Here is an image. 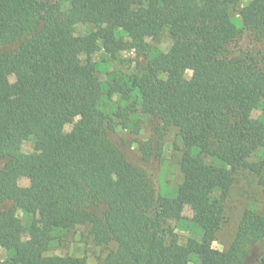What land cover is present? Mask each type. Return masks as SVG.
Masks as SVG:
<instances>
[{
	"label": "trees",
	"instance_id": "trees-1",
	"mask_svg": "<svg viewBox=\"0 0 264 264\" xmlns=\"http://www.w3.org/2000/svg\"><path fill=\"white\" fill-rule=\"evenodd\" d=\"M240 1L0 0V247L10 264H88L45 255L53 231L77 226L97 243L117 245L97 264H189L193 257L264 264V211H245L228 249L211 248L236 174H254L264 189V158L252 159L264 156V120L252 117L264 106V49L260 58L231 55L239 33L231 12ZM240 14L264 41V0H251ZM77 25L94 28L80 37ZM117 29L126 35L118 39ZM148 35L170 39V71ZM98 41L112 57L134 50L141 72L114 78L105 92L89 59ZM135 92L142 113L161 124L139 156L102 108L106 96L127 101ZM65 125H72L68 134ZM171 126L183 146L182 183L163 198L157 164ZM28 138L43 152L23 154ZM185 207L202 237L180 243L165 221L180 219ZM23 209L34 216L26 228L17 216Z\"/></svg>",
	"mask_w": 264,
	"mask_h": 264
},
{
	"label": "rangeland",
	"instance_id": "rangeland-1",
	"mask_svg": "<svg viewBox=\"0 0 264 264\" xmlns=\"http://www.w3.org/2000/svg\"><path fill=\"white\" fill-rule=\"evenodd\" d=\"M251 0H247L246 6ZM241 0L231 12V21L234 23L239 17V26L234 23L239 31L235 41L231 46V55H252L260 58L264 49V41L255 33L253 27L246 21L245 17L240 14ZM94 27L89 25H77L75 34L83 37L87 35ZM148 43L155 47L162 55L161 64L164 71H170L171 67L166 54L170 47V39L164 35L159 41L152 40L148 35L145 38ZM101 43L94 53L90 54V61L94 62L97 69V76L103 84H111L114 78H122L134 73L141 72L143 63L142 58L137 55L134 50H125L112 57L108 55ZM81 57H83L81 59ZM80 57L81 63L87 61L88 55L82 54ZM113 97H119V100L124 101L127 107L121 106L119 101L114 103ZM131 96L127 101L120 94L111 95L107 98L108 103H105V98L102 102V108L110 113L116 124V131L132 150L135 156L140 155V147L154 138H158L161 124L158 120L151 116L145 115L141 111L140 97L133 99ZM133 117H136L133 121ZM253 119L264 120V106L256 109L252 113ZM72 126V125H70ZM119 129V131H118ZM161 143V161L157 167V187L163 198H171L176 194L177 188L182 183V175L179 170V162L182 154V144L178 137V130L175 127H169L163 131ZM135 146V147H133ZM44 150V146L35 138H28L21 145V152L26 155L40 154ZM264 156L257 153L253 159L255 162L263 160ZM92 158L87 157L85 164H91ZM113 180L119 182L121 176L113 175ZM29 185V181L21 178L18 184L21 187ZM255 209L256 211H264V189L258 184V178L248 172L239 171L233 183V186L224 200L223 221L218 229L214 242L228 249L232 243L242 216L245 211ZM20 213L21 215H18ZM17 216L24 228L34 218L28 209H23L17 212ZM165 226L178 238L180 243H185L188 239L200 240L202 232L192 222V211L189 207H185L180 219H167ZM51 241L46 256H68L73 258L84 259L88 264H97L102 262L105 257L112 251L116 250L115 243L100 244L97 243L87 226H77L72 229H57L51 234ZM11 254L0 247V262L2 264H10ZM189 264H198L197 259H191Z\"/></svg>",
	"mask_w": 264,
	"mask_h": 264
},
{
	"label": "clouds",
	"instance_id": "clouds-1",
	"mask_svg": "<svg viewBox=\"0 0 264 264\" xmlns=\"http://www.w3.org/2000/svg\"><path fill=\"white\" fill-rule=\"evenodd\" d=\"M246 3H247V0H244V2L241 3L240 7H241V8L245 7V6H246ZM234 23H237V25L239 26V17L236 18V20L234 21ZM116 35H117V38L119 39L121 35H126V33H123L122 30L117 29V33H116ZM146 42H149V41H146ZM98 43H101V42L98 41ZM101 51H103V49H101ZM153 55H155V54H153ZM82 58H83V57H81V59H82ZM97 70L99 71V70H102V69L98 68ZM186 75L189 76V77H191V76H192V72H191L190 70H186ZM160 78H161V79H166V77L163 76V75H161ZM9 82H10V83H14V82H15V78H14V77H10V78H9ZM129 86H131V85L129 84ZM103 90H104L105 92L108 91V85H107V84H104V86H103ZM138 94H139L138 92L133 93V97H132V98L135 99L136 95H138ZM116 101H119V103L121 104V106H123V107H127V104H126L124 101L119 100V97H113V99H112V102H113L112 112L115 111L114 103H115ZM104 102H105V103H108L107 98H105V101H104ZM80 119H81V118H80L79 116L75 117V119H74V121H73V124L79 123ZM132 119H133V121H135L136 117H133ZM71 131H72V126H70V125H65V126H64V129H63L64 134H68V133H70ZM118 131H119V129H118ZM133 147H135V146H133ZM196 151H198V150H196ZM25 186H27L26 183H25ZM18 215H21V214L18 213ZM200 235H202V232L200 233ZM211 248H212V250H214V251H220V252H223V251H224V248H223L221 245H219L218 243H216V242H213V244L211 245ZM193 259H195V257H193ZM0 264H2V262H0Z\"/></svg>",
	"mask_w": 264,
	"mask_h": 264
}]
</instances>
